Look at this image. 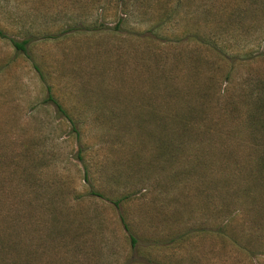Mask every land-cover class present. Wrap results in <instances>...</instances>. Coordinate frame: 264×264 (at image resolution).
<instances>
[{"label":"rangeland","instance_id":"374dc122","mask_svg":"<svg viewBox=\"0 0 264 264\" xmlns=\"http://www.w3.org/2000/svg\"><path fill=\"white\" fill-rule=\"evenodd\" d=\"M0 29V264H264V0H0ZM157 95L194 118L166 154L173 118L105 105Z\"/></svg>","mask_w":264,"mask_h":264},{"label":"trees","instance_id":"16d2710c","mask_svg":"<svg viewBox=\"0 0 264 264\" xmlns=\"http://www.w3.org/2000/svg\"><path fill=\"white\" fill-rule=\"evenodd\" d=\"M1 32L2 31L0 29V33ZM27 42L28 41L26 39H23L20 42L12 40V44L15 46V48L20 49L22 51L25 50V45L27 44ZM228 77H229V73L226 74L225 79L227 80ZM259 82L263 83V81L261 82L258 79L256 81V83H259ZM157 89L158 90L162 89L161 90V92H162L161 96L164 95L163 93H166L168 91V90H164L162 87H158ZM139 92H142V90H140ZM249 93L250 94L253 93V95L256 94L255 97H252L253 98L252 103H251L252 104V112H250L251 115H254V118H245V120H246V122L250 128H252L254 130L257 129L259 131V133H264V118H259L260 115L264 113V86H262L260 88L256 87V90L252 89ZM172 98H174V99L175 98H177V99L183 98V99L188 100L189 97L187 95H185V97H184L182 95H177V94L175 95L172 93L170 94V92L168 91L166 94V97L164 98V100H167V104H164L165 107L173 106L172 104H170V100ZM124 99H126L127 102L130 100L127 98H124ZM158 99H160L159 95H157L156 97H149V98H147V100H144L143 102H141L142 100H139V98H137V100L135 98V100H134L135 104H131V106H133V107L136 106V109H134L135 112H127V111H124L123 109H118L119 111L115 110V109H113L114 105L111 103H108L105 105L107 107H109L110 112L108 113V115H111L112 112H115L114 115H112V118H124V117H128V116H130V117H141L140 116L141 113L146 115L147 118H151V119H154V118L157 119L159 117L160 118L161 117L173 118L174 123L171 126H166L165 124L162 125V129L171 130V133H167L165 135V137H164L165 139L160 138V137H156L157 135H153V140H154V138H155V141L157 140V143L155 145L157 150L166 154V153H170V149H176L177 147L181 146V144L177 141L181 138V136L185 132L186 128L188 130L192 129L191 124H192V122H194V118H174V117H178L181 115L177 116V114L174 115V114H169L168 112L166 113V112L157 111L156 109L154 110V106H155V108L160 107L159 105L156 104L157 103L156 101ZM48 100H50L55 105L58 113L60 115H62V117H64V119H66V121L69 122V124L71 125V129H72L74 137L76 138L77 141H80L81 140V138H80L81 128H82L83 121H85V120L83 118H75L73 115H71L69 113V111L62 106V104L59 102V100L56 99L55 97H53L51 94H48ZM163 102H166V101H163ZM216 124H217V122L214 123V125H216ZM174 130L177 131L176 137H173ZM77 157L80 161H82V162L84 161L80 150L77 151ZM168 158H169V156H168ZM254 165H257V166L260 165L261 167L258 168L259 169L258 172L264 173V153H262V155H260L258 158H255ZM86 171H87V168H86ZM5 188H6L5 186L0 187V193H4ZM119 202H120L119 198L117 200H114V203L116 205H118ZM121 219L123 220V218H121ZM11 222L13 223V226H14V224H15L14 215L10 216L9 225ZM124 225L127 228V225L126 224H124ZM217 232L223 233V231L221 229H219V231H217ZM2 235H3V237L6 236V232L4 230L2 232ZM130 240H131V244L134 245L135 239L133 237H131ZM1 245H2V241H0V246Z\"/></svg>","mask_w":264,"mask_h":264}]
</instances>
